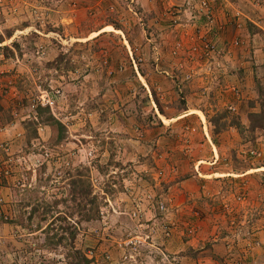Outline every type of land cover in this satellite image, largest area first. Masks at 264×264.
I'll return each mask as SVG.
<instances>
[{
    "label": "rangeland",
    "instance_id": "374dc122",
    "mask_svg": "<svg viewBox=\"0 0 264 264\" xmlns=\"http://www.w3.org/2000/svg\"><path fill=\"white\" fill-rule=\"evenodd\" d=\"M149 2L0 0V151L20 201L0 207V264H264V69L239 73L258 60L245 36L224 45L183 0ZM192 110L207 135L178 118Z\"/></svg>",
    "mask_w": 264,
    "mask_h": 264
},
{
    "label": "crops",
    "instance_id": "0c3cea01",
    "mask_svg": "<svg viewBox=\"0 0 264 264\" xmlns=\"http://www.w3.org/2000/svg\"><path fill=\"white\" fill-rule=\"evenodd\" d=\"M164 4L165 3L163 2V3H161L160 6H162ZM169 5H171V4H169ZM149 8L152 12L153 11L154 12L160 11L158 4L157 3L153 4L152 0H150V2H149ZM212 8L216 9L215 10L216 13H214V10H213L214 23L212 25L211 30L207 31L206 29H204L205 22H204L203 18H201L200 20H198L196 22V26L198 25V27H201L202 29H204L203 30L204 33H205V31L209 32V33H206V34H208L207 37H209V36L212 37V35H213V37H214L213 40H215V41L219 37L221 40H223L224 45L225 44L228 45L229 40L233 36H238V35L239 36H245L246 37L245 43L247 44V46H243L244 47L242 50L243 55H244V52L248 50L249 54H255L254 58H258V60L254 61V62H252L251 60H248V61L242 60L241 61L242 63H240L239 66L241 68H244V70H242L239 73L240 74L241 73L242 74H244V73L248 74L249 73V75L252 78H254V73L257 74V73H259V71H263V69H264V54H263V52H264V50H263L264 49V42H263V40H264L263 39L264 38V0H215L214 3L212 4ZM238 11L241 15L240 17L235 16V13H237ZM151 14L153 16V13H151ZM144 15H145V13H144ZM161 15L163 18V14H161ZM168 15H170V14H168ZM171 18H173V17H171ZM245 23H246V25L247 24L248 25L246 26ZM167 36H169V35H167ZM181 36H182V33H181ZM235 41H236V39H235ZM242 57H240V58H242ZM250 58H251V55L249 56V59ZM224 59H226V58H224ZM231 59H232L231 63H234L235 58L233 57ZM236 60L237 59H235V61ZM261 61H263V63H261ZM237 68H238V66H237ZM253 81H255V80H253ZM238 87H239V85H237L235 82L229 84L228 85L229 92L232 94L231 91H233V92L235 90L237 91ZM232 95H234V94H232ZM0 104H1L0 106L2 108V110L0 111V117H1V112H2V114L3 113L5 114V112H7V109L4 110L5 106H4L3 101H1ZM187 117H188V119L190 118L189 120L191 122H194L195 124H197L199 126L202 125V129L205 130L204 133H205V135H207V133H206V130L208 129L207 121H206V118H205V115L203 114V112L192 110V111L186 112V114L180 115L178 118H187ZM157 139H159L158 143L163 142L162 137H159ZM7 140H8V138H7L6 134H3V135L0 134V142H5ZM11 142H13V141H11ZM11 142H10V144H11ZM211 152L212 153L210 155H211V159H213V161L210 164H211V166H213L217 163V160H218L217 149L213 145L211 146ZM10 162L11 161H9V160L6 161V158H4L3 154L1 156V151H0V172H1L0 173V180H1L0 181V201H1V203H3L2 206H0V207L3 209L4 212L11 215L10 217H13L16 214V212L19 213L17 207L20 206V201H18L17 204L14 205L13 207H11V205L9 204V202L11 201V199L13 197V195L11 193L12 190H11L10 186H7L11 182V176H8V168L12 166V164H9ZM202 162L203 161L197 160L198 167L200 166L199 164ZM194 168H195V166H194ZM196 168H197V165H196ZM209 178H211L210 174H204L203 173L200 177L195 176V177H191L190 179H187V180L188 181L192 180L194 182V184L198 185V187H199L198 189L200 190L201 184L212 182L211 180H209ZM196 193H197L196 196L198 194L202 195L201 191H196ZM2 229H3V232H5V233L8 232L9 225H5L4 227H2ZM3 237H4V235H3ZM3 237H2V239H0V243L2 242L1 244L5 243V239H3ZM201 262L202 261L198 260L197 264H202ZM207 262H213V261L211 259H209ZM203 264H205V263H203Z\"/></svg>",
    "mask_w": 264,
    "mask_h": 264
},
{
    "label": "built area",
    "instance_id": "2783aa9c",
    "mask_svg": "<svg viewBox=\"0 0 264 264\" xmlns=\"http://www.w3.org/2000/svg\"><path fill=\"white\" fill-rule=\"evenodd\" d=\"M215 0H183V7H184V12H190L189 15H191L196 21L200 20L201 18L204 19L205 22V29L208 31L211 30L213 22H214V17L213 13L211 10L212 4ZM186 9V10H185ZM236 17H240V13L237 12L235 13ZM211 51H214V47L212 45L210 46ZM46 96V95H45ZM55 94L51 96H47L46 99L41 98V104L48 107L52 108L55 104ZM88 156L92 157L93 152H88ZM41 158V157H40ZM41 160V159H40ZM1 203V201H0ZM162 208V207H161ZM133 216L135 214L133 213ZM123 244L128 246V244L131 246L135 244V237L131 238V240L125 241Z\"/></svg>",
    "mask_w": 264,
    "mask_h": 264
},
{
    "label": "trees",
    "instance_id": "16d2710c",
    "mask_svg": "<svg viewBox=\"0 0 264 264\" xmlns=\"http://www.w3.org/2000/svg\"><path fill=\"white\" fill-rule=\"evenodd\" d=\"M115 29L118 30V28H115ZM1 110H2V108L0 106V111ZM45 110L48 111L47 109H39V112L41 114H43L44 112H46ZM255 118L257 120L256 127H258L259 129H261V130L264 131V104L262 105L261 112L258 115H255ZM46 120L48 122H53L54 124H56L58 126L60 132L63 130V128L60 125V123H58L57 121H55V119L52 116L47 117ZM217 131H216V129H214V133H216ZM31 135L29 133L28 136H27V138L30 139V140L35 138L34 137V134L32 136ZM62 137L63 136L60 135L59 138H62ZM77 173H79L78 175L82 174L81 175L82 177L85 176V175H83L84 172H77ZM71 185H72V192H73V194L75 196L80 195L82 198L87 199L88 203L94 206V207H92L91 210H92V213L93 212L95 213L96 212V208H97V205H95L96 198L94 196H92V188H91V185H90L89 181H81V179L73 180L72 183H71ZM75 198L76 197H74L73 199L75 200ZM88 218H91V216L89 215ZM68 234H70L71 237L74 238V235L75 234H74L73 230L69 231ZM46 239L48 241H50V238L49 237H46ZM81 259H82V261H81L82 264H90L92 262V260H88L85 257H83Z\"/></svg>",
    "mask_w": 264,
    "mask_h": 264
}]
</instances>
